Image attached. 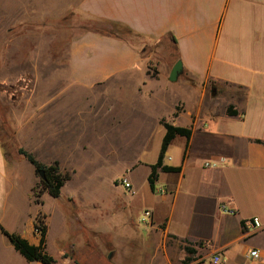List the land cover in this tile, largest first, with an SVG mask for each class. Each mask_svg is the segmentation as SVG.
<instances>
[{"label":"crops","instance_id":"obj_1","mask_svg":"<svg viewBox=\"0 0 264 264\" xmlns=\"http://www.w3.org/2000/svg\"><path fill=\"white\" fill-rule=\"evenodd\" d=\"M77 11L96 26L92 30L109 23L125 28L131 36L116 39L86 30L71 42L69 76L59 81L67 88L44 96L49 101L46 112L55 111L58 102L59 112L64 113L59 126L52 117L45 119L50 130L44 135L57 140V159L36 161L45 167L56 162L62 170L71 169L73 176L67 184L71 183L77 178L76 168L62 162L70 163L75 149L87 150V143L81 149V141L88 127L111 124V115L117 117L121 108L127 109L125 114L132 117L137 133L149 135L141 159L126 168L125 177L132 187L128 207L139 197L144 211L152 214L147 231L148 245L155 249L151 264H181L187 258L185 248L194 251L189 264H212L215 258L220 264H264V236L244 227L252 219L264 227V0H81ZM160 44L172 49L174 56L158 63L156 78H150L148 65L153 56L147 55ZM177 62L182 72L171 83L169 77ZM102 87H107V93H97ZM73 101L88 103L83 110H75V118L67 113ZM138 102L145 110L136 116L133 105ZM229 108L237 116L229 117ZM120 120L113 119L111 127L128 125ZM163 123L189 130L191 136L173 140L163 166L180 172L159 173L153 193L147 179L159 157ZM154 134L157 153L150 158L147 153ZM17 140L20 142L18 133ZM34 151L29 144L27 153ZM19 163L9 167L0 143L2 229L37 247L40 237L35 224L41 215L46 228L45 252L56 264L99 262V254L90 252L99 236L90 230L98 224L80 217L87 237L83 241L80 220L70 223L67 209L56 207L55 216L29 211L35 203L27 199L28 193L22 197L17 190ZM205 164L217 168L205 169ZM140 168L145 169V181L137 187L135 172ZM31 174L32 195L37 183L34 168ZM222 205L236 215L221 214ZM52 216L60 223L57 241L68 243L71 254L63 252L56 258L47 252ZM253 252L258 253L257 260L250 258ZM0 264L40 263L27 262L0 233Z\"/></svg>","mask_w":264,"mask_h":264},{"label":"rangeland","instance_id":"obj_2","mask_svg":"<svg viewBox=\"0 0 264 264\" xmlns=\"http://www.w3.org/2000/svg\"><path fill=\"white\" fill-rule=\"evenodd\" d=\"M80 2L81 0H0V143L9 167L20 160L17 190L22 197L28 193L27 199L30 198L35 203L28 207L29 211L33 209L35 212L52 215L56 207H63L67 209L70 223H76L80 217L85 216L86 220L91 219L98 224V227L90 230L99 234L98 239H94L90 252L93 255L99 254L100 261L88 259L89 264H151L155 249L148 245V229L137 223L144 211L143 201L138 197V202L129 208L126 199L131 191H125L118 185L121 179H127L126 168L141 159L149 137L146 133H137L132 117L125 114L129 112L127 109L121 108L117 117L111 115V124L88 127L89 131L81 141V149L87 143V150L78 152L75 149L70 163L65 160L62 162L63 165L76 168L74 175L77 178L65 184L57 200L42 192L38 175L31 195L33 166L18 154L19 149L27 153V147L31 144L35 148V154L32 152L30 155L35 160L47 162L57 159V140L44 135L50 130L47 128L49 122H45V119L52 117L55 125L59 126L64 113L59 112L58 102L55 111L46 112L44 106L49 101L45 102L44 96L60 93L67 88L60 85L59 81L69 76V46L84 31L96 28L94 24H88L77 11ZM147 56H153L148 65V75L156 78V65L166 63L174 53L168 46L160 44L157 48L150 49ZM170 86L173 87L172 84ZM101 92L107 93V87L97 90V93ZM92 103H89L90 109ZM83 105L87 106L88 103L73 101L67 109L68 115L75 118V110H83ZM133 106L136 116L145 110L140 102ZM113 119L114 122L123 119L128 125L121 123L120 127H111ZM17 133L20 142L17 140ZM156 137L154 134L147 153L150 158L157 153ZM54 164L58 163L51 166ZM58 168L59 173L69 175L71 181V169L62 170L59 164ZM144 175V168L135 172L134 184L137 187L144 185ZM40 193L42 195L38 197ZM155 197L159 199L160 195L156 194ZM53 216L49 222L51 232L47 252L57 258L63 252H72L68 243L57 241L61 228L59 221ZM37 217L44 226L43 217ZM79 222L78 228L84 229V233L80 229L79 233L85 236V225L82 220ZM85 239L86 236L83 241ZM74 248V254L78 253L76 245ZM85 251L84 254L89 256Z\"/></svg>","mask_w":264,"mask_h":264},{"label":"trees","instance_id":"obj_3","mask_svg":"<svg viewBox=\"0 0 264 264\" xmlns=\"http://www.w3.org/2000/svg\"><path fill=\"white\" fill-rule=\"evenodd\" d=\"M106 27L101 29L92 30L91 32L97 33L99 35L116 38V39H125L126 37L131 36V33L123 27L105 23ZM173 42L175 40L171 39ZM227 115L229 117L237 116V113L233 112L231 108L228 109ZM165 129V136L162 141L159 157L157 163L150 168V174L148 176V184L150 190L155 193V184L158 180V174H176L180 172V169L177 168H168L163 166L164 155L167 152V149L173 142L176 137L185 138L189 140L191 136V132L186 129L175 128L166 123L162 124ZM260 144V143H259ZM19 156L25 159L29 164H31L35 170V174L39 176V173L42 172L44 175V180H40V185L42 188V192L47 193L52 199L57 200L61 195V190L65 186L67 182L70 181L69 175H62L59 173L58 164H54L50 167H45L39 164L32 155L26 153L24 150H18ZM40 177V176H39ZM42 195L38 194V197ZM35 231L39 232V245L37 247L29 245L25 240L10 235L5 232L0 226V233L7 238L12 247L17 251L27 262L29 263H40V264H56V262L49 257L45 252V236H46V228L43 226L40 219L37 217L35 224ZM187 258L183 262V264H189L191 262L190 256L194 254V251L185 248L184 249Z\"/></svg>","mask_w":264,"mask_h":264},{"label":"built area","instance_id":"obj_4","mask_svg":"<svg viewBox=\"0 0 264 264\" xmlns=\"http://www.w3.org/2000/svg\"><path fill=\"white\" fill-rule=\"evenodd\" d=\"M205 169H215L217 168V165H204ZM118 185L125 191H131L132 187L131 184L127 179H121L118 183ZM160 195H164V191H158ZM220 212L221 214L229 217H234L236 215V212L230 208H228L226 205L220 206ZM138 225L148 229L152 223V214L149 211H144L140 215L137 221ZM245 229L253 230L254 233H260L264 236V227L261 225L260 221L258 219H252L250 221H247L244 224ZM35 233L39 236V232L35 231ZM250 258L257 260L258 259V253H251ZM221 260L219 258H215L212 262V264H220Z\"/></svg>","mask_w":264,"mask_h":264},{"label":"water","instance_id":"obj_5","mask_svg":"<svg viewBox=\"0 0 264 264\" xmlns=\"http://www.w3.org/2000/svg\"><path fill=\"white\" fill-rule=\"evenodd\" d=\"M181 72H182V65L180 62H177L171 71L169 81L171 83L177 82L178 77L180 76ZM39 176H40V179L44 180V175L42 172L39 173Z\"/></svg>","mask_w":264,"mask_h":264}]
</instances>
